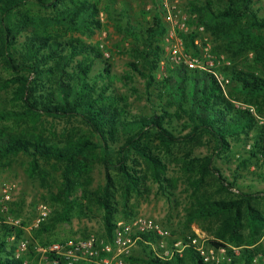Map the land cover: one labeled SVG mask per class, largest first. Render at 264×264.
Here are the masks:
<instances>
[{"label":"trees","instance_id":"trees-1","mask_svg":"<svg viewBox=\"0 0 264 264\" xmlns=\"http://www.w3.org/2000/svg\"><path fill=\"white\" fill-rule=\"evenodd\" d=\"M105 13L113 20L125 24V33L134 36L143 44L137 50L152 71L142 74L133 63V71L147 78L145 95L151 104L148 115L134 114L116 94L112 65L103 58L102 52L87 45L82 40H69L49 31L64 28L73 31L93 33L102 29V10L95 0H0V64L14 76L0 84V93H12L18 105L14 109L0 112L3 123L39 121L42 117L51 119H72L81 122L93 136L61 143L44 140L29 131H9L0 129V165L18 156L31 159V172L38 170V161H55L63 166V197H70L71 176L82 169L81 160L89 153L104 167L107 189L110 187V169L120 172L126 179L135 180L130 175L128 164L132 155L144 158L152 167L154 177L159 180L161 193L167 194L168 180L160 179L162 162L156 158L147 145L152 139L169 147L179 140L192 141L207 137L214 144L213 156L229 158L233 155L231 142L251 141L249 158L241 162L237 171L247 169L252 159L264 156V128L259 127L254 116L247 110L237 109L224 96L216 78L207 72L188 70L179 64L169 70L167 77L156 80L161 48L157 44L166 33L158 1L151 0L152 9L141 10L130 16L128 3L114 9L117 0H104ZM35 4L51 15L24 19L19 22L15 16L30 5ZM199 9L204 13L207 29L213 23H232V27L220 33L225 41H240L264 36V7L262 0H198ZM23 37V38H21ZM255 62L264 67V46L255 49ZM220 71V69L218 70ZM230 81L252 98L264 97V78L254 73L239 70L235 65L221 68ZM127 81V80H126ZM156 95V106L153 103ZM185 118L184 130L189 133L184 138L175 136L171 127L174 119ZM250 135H252L250 137ZM213 156L192 159L185 163L190 173L191 183L197 191L205 176L214 172L221 181L223 191L236 189L233 199L205 201L189 213L190 222L218 220L214 235L232 245L242 246L240 255L232 264H251L254 255L264 253L256 245L264 234V215L256 207L258 193L248 194L229 183L220 171L212 166ZM237 173V172H236ZM263 179L262 175H259ZM68 200V199H67ZM104 238L110 239L116 226L113 221L115 210L105 201L103 204ZM168 231V230H167ZM244 232L248 233L247 240ZM174 235V234H173ZM14 237L13 242L10 238ZM24 240L21 227H14L0 218V264H22L15 258L16 245ZM153 235H142L137 242L144 251L143 264H203L192 249L171 260L159 259L145 242H155ZM52 243V242H51ZM45 243L41 245H47ZM216 247H225L220 242H212ZM34 245H29L33 248ZM129 261L136 258L129 256Z\"/></svg>","mask_w":264,"mask_h":264},{"label":"rangeland","instance_id":"rangeland-1","mask_svg":"<svg viewBox=\"0 0 264 264\" xmlns=\"http://www.w3.org/2000/svg\"><path fill=\"white\" fill-rule=\"evenodd\" d=\"M92 1L93 0H89ZM99 4L102 29L86 32L73 31L64 28L49 29L54 33L69 40H82L87 45L95 47L101 52L109 54L108 59L112 65V74L123 81L115 79L116 94L126 103L134 114L148 115L151 113V104L145 95L147 78L133 71L130 63L135 64L142 74L148 76L151 70L143 56L137 50H142L143 44L134 36L125 33V24L121 25L105 13L104 0H95ZM122 2L128 3L130 16L139 14L141 10L151 5V0H117L114 9L122 8ZM182 14L186 17L187 33H182L180 38L184 44L183 61L196 60L199 63L213 61L215 70H219V85L223 94L233 106L241 110L252 109L251 113L257 125L264 126V97L252 98L241 92L221 68L235 65L239 70L254 73L264 78V67L255 62V49L264 46V36L259 40L251 39L243 44L238 41H225L220 38V33L232 27V23H213L207 29L203 20L204 13L199 8L198 0H178ZM264 2V0H262ZM50 10L39 8L35 4L24 7L15 18L19 22L28 18L51 15ZM264 14V7L260 12ZM202 27L203 32L198 29ZM166 28H168L166 26ZM23 38V37H21ZM161 48V58L158 61V69L154 73L156 80L167 77L169 70L182 63H176L172 56L171 44L167 41V32L157 43ZM102 46V48H101ZM103 54V53H102ZM13 74L0 64V84L13 78ZM127 80V81H126ZM153 103L156 106V95H153ZM18 103L12 97V93H0V112L14 109ZM186 119H174L171 127L178 138H184L189 129L184 130ZM9 131H31L44 140L61 143L72 140L89 138V130L81 123L72 119H51L42 117L39 121L32 120L22 123L0 121V129ZM252 135H250L251 137ZM233 146V155L229 158L217 155L213 156L214 144L207 137H198L192 141L182 139L177 143L165 147L158 140L148 142L153 154L162 162L163 171L160 179L169 181L167 194L161 193L157 178L154 177L151 165L142 157L132 155L128 164L130 175L135 180L126 179L116 170L110 169V187L107 189L106 171L96 159L93 153L87 154L82 160V169L71 176L72 190L70 197H63V166L55 161H38V170L32 174L31 159L27 156H18L5 161L0 165V189L4 185L11 186V199L4 203L0 194V218L2 220L14 219L19 221V226L24 231V240L28 245H41L51 242L75 241L90 235L105 236L103 204L105 201L115 210L113 221L129 223L138 217H148L155 220L162 228L168 230L171 239L180 240L196 232L205 234L208 238L224 245L241 247L223 242L214 235L218 220H199L190 222L189 213L199 203L207 200H229L238 194L236 189L227 192L221 188L218 176L211 172L205 176L197 191L196 184L191 183L192 178L186 171L185 163L192 159H204L213 156L212 166H215L220 174L229 183L236 184L244 193H258L256 207L264 215V156L252 159L247 169L237 171L238 165L247 161L249 150L246 149L251 141L236 144L230 140ZM237 172V173H236ZM263 176V179L259 178ZM68 199V200H67ZM46 206L49 213L46 218L40 220V207ZM174 234V235H173ZM248 233L244 232L247 240ZM169 241V240H168ZM256 245L264 252V234ZM129 256L138 261L127 260ZM126 258V264H143L144 251L136 244Z\"/></svg>","mask_w":264,"mask_h":264},{"label":"built area","instance_id":"built-area-1","mask_svg":"<svg viewBox=\"0 0 264 264\" xmlns=\"http://www.w3.org/2000/svg\"><path fill=\"white\" fill-rule=\"evenodd\" d=\"M132 1V0H125ZM167 28V41L171 44L172 56L176 63H182L184 44L180 35L187 33L186 17L182 14L178 0H156ZM152 9L149 5L147 10ZM203 32V28L198 29ZM102 48V46H101ZM108 59L109 54L102 52ZM183 65L188 70H199L212 74L220 82V74L215 70L213 61L199 63L196 60H184ZM253 113L252 109L248 110ZM264 126V119L261 120ZM250 144L246 146L249 150ZM11 186L4 185L0 189L4 203L11 199ZM49 209L40 207V220L47 217ZM11 226H19V221L5 220ZM142 235H153L155 242H145L152 252L162 260H171L175 256H182L188 249H192L203 264H232L240 255L241 247L224 245L216 247L205 234L196 232L180 240H170L169 231L162 228L155 220L148 217H138L129 223L116 224L110 239L90 235L75 241L52 242L47 245H37L29 248L28 242L19 240L16 245L15 258L22 260V264H126V258ZM14 237L10 238L13 242ZM169 240V241H168ZM251 264H264V253L253 256Z\"/></svg>","mask_w":264,"mask_h":264}]
</instances>
